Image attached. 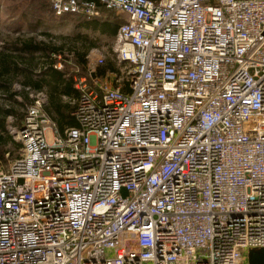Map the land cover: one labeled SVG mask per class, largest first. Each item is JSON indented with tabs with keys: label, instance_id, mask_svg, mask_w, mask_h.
<instances>
[{
	"label": "built area",
	"instance_id": "1",
	"mask_svg": "<svg viewBox=\"0 0 264 264\" xmlns=\"http://www.w3.org/2000/svg\"><path fill=\"white\" fill-rule=\"evenodd\" d=\"M51 4L119 20L126 82L90 61L64 132L31 93L8 129L21 156L0 169V264H244L264 249V0Z\"/></svg>",
	"mask_w": 264,
	"mask_h": 264
},
{
	"label": "trees",
	"instance_id": "2",
	"mask_svg": "<svg viewBox=\"0 0 264 264\" xmlns=\"http://www.w3.org/2000/svg\"><path fill=\"white\" fill-rule=\"evenodd\" d=\"M54 13V12H53ZM75 17V16H66ZM76 16L75 18H77ZM65 18H62L65 20ZM85 19V18H84ZM62 20V21H63ZM66 21V20H65ZM64 21V22H65ZM53 23V22H51ZM79 28L90 30L101 41V37L115 38L119 20L107 11H103L102 16L94 19H85L80 22L76 20ZM45 24V19L35 21L34 25L26 27L28 33L34 34ZM24 30V31H25ZM24 33V34H28ZM90 34V35H91ZM83 35V34H78ZM83 35L81 38H74V46L69 50L72 61L88 75V56L97 47L94 37ZM94 39H92V38ZM113 37V38H112ZM89 44V45H88ZM80 45V46H79ZM65 45L54 44L48 31H42L38 35L26 38L18 36L0 42V168L6 171L10 167L6 158L5 148L14 147L16 151L10 161H14L21 156L23 145L16 141L8 131V120L15 118V126L20 128L25 119L26 110L32 105L31 93H45L48 103L45 107L46 113L52 118L61 132L68 128L78 127L77 120L72 116L76 104L66 102L64 99L75 100L79 98V91L75 87L74 73L67 70V60H63L62 69L56 66L60 63L59 56L64 57ZM115 66L108 62L104 66H98L97 78H104L110 73H115ZM20 86L18 90L16 86Z\"/></svg>",
	"mask_w": 264,
	"mask_h": 264
},
{
	"label": "rangeland",
	"instance_id": "3",
	"mask_svg": "<svg viewBox=\"0 0 264 264\" xmlns=\"http://www.w3.org/2000/svg\"><path fill=\"white\" fill-rule=\"evenodd\" d=\"M57 18L55 14L53 13L52 10V4L51 0H0V42L2 45V42L4 40L8 39H14L17 38L18 36H25L26 38H31L32 36L38 35L42 31H48V33L52 37V41L54 44H61L65 45L64 47V57L59 56V60L62 68V62L63 60H67L66 64L68 66L67 70L71 71L74 73L75 76V84L76 80L78 82L85 77V73H81V69L75 65V63L72 61V56L69 54V50L72 49V46H74L73 42L75 41L74 38H81L84 34L85 35H90L92 32L90 30H87L86 28H79L76 25V20L80 22L81 20H85L84 18L81 17H68L65 18ZM45 19V24L43 27H41L39 30H36L35 35L28 33L29 30H25V28L34 25L35 21L38 19ZM62 18H65L63 20ZM63 20V21H62ZM65 21V22H64ZM53 22V23H51ZM25 30V31H24ZM28 33V34H24ZM78 34H83V35H78ZM90 36H93L94 42L97 43V47H92L90 53H89V64L90 61L93 62L92 67L94 68L93 70V75L96 74L97 71V63L99 60H103V64L100 66H104L108 62H111L115 66L116 74L118 73V78L121 80L120 82H126V75L123 74L125 71L123 66H121L116 58H115V38H106V37H101V41H97L96 39L98 38L97 36L91 34ZM89 45V44H88ZM80 46V45H79ZM58 64V65H59ZM88 64V65H89ZM89 69V67H88ZM88 79V75L86 76ZM77 82V83H78ZM18 90H21L20 86H16ZM77 90V89H76ZM66 102H69L71 104H75L76 100H68L64 99ZM27 111V110H26ZM15 118H11L8 120V129L10 126L13 128H17L15 126ZM6 153V158L9 160V163L12 162L10 161L12 157L14 156V153L16 152L14 150V147L12 146H7L5 148ZM11 165V163H10ZM1 169V168H0ZM3 169V168H2ZM5 170V169H4ZM262 249H250L248 251L247 258L243 261L244 264H250L249 259L250 255L258 252Z\"/></svg>",
	"mask_w": 264,
	"mask_h": 264
},
{
	"label": "water",
	"instance_id": "4",
	"mask_svg": "<svg viewBox=\"0 0 264 264\" xmlns=\"http://www.w3.org/2000/svg\"><path fill=\"white\" fill-rule=\"evenodd\" d=\"M250 264H264V249L250 255Z\"/></svg>",
	"mask_w": 264,
	"mask_h": 264
},
{
	"label": "crops",
	"instance_id": "5",
	"mask_svg": "<svg viewBox=\"0 0 264 264\" xmlns=\"http://www.w3.org/2000/svg\"><path fill=\"white\" fill-rule=\"evenodd\" d=\"M122 22H123V20L120 21V23H122Z\"/></svg>",
	"mask_w": 264,
	"mask_h": 264
}]
</instances>
